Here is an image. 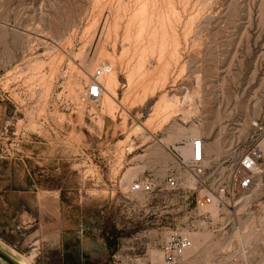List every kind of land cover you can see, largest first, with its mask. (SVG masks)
Returning a JSON list of instances; mask_svg holds the SVG:
<instances>
[{"label": "rangeland", "instance_id": "rangeland-1", "mask_svg": "<svg viewBox=\"0 0 264 264\" xmlns=\"http://www.w3.org/2000/svg\"><path fill=\"white\" fill-rule=\"evenodd\" d=\"M137 1L0 0V251L29 264H164L162 246L179 230L194 244L176 264H263L264 172L252 193L218 209L174 147L204 136L221 169L256 139L264 0H171L172 63L157 67V49L143 46L152 35L132 30L148 51L145 71L130 49L114 68L116 95L101 75L107 98L83 100L103 65L93 64L97 54L119 58L127 43L128 17L113 34L104 19L113 24L121 3L127 14L143 8ZM162 98L169 109L156 113ZM170 174L179 188H166ZM146 178L152 192L130 190ZM0 264L10 263L0 256Z\"/></svg>", "mask_w": 264, "mask_h": 264}, {"label": "built area", "instance_id": "built-area-1", "mask_svg": "<svg viewBox=\"0 0 264 264\" xmlns=\"http://www.w3.org/2000/svg\"><path fill=\"white\" fill-rule=\"evenodd\" d=\"M105 70L104 64L100 66L88 86L87 94L91 99L98 100L102 95L103 85L99 77ZM250 124L257 133L256 139L249 147L237 153L231 161L224 159L221 169H219L220 160L215 162L217 163L215 165L205 161L204 136L184 138L181 141L190 151L187 158L175 152L180 164L188 167L197 180L199 178L207 204L218 208L229 206L239 194H250L257 188L259 178L264 172V125L258 121ZM165 184L168 189H177L181 185L180 177L170 174ZM154 189V180L150 178L136 179L130 184L132 192H152ZM193 244L191 237L179 230L170 231L162 246L164 264H176L183 251L191 248Z\"/></svg>", "mask_w": 264, "mask_h": 264}, {"label": "bare ground", "instance_id": "bare-ground-1", "mask_svg": "<svg viewBox=\"0 0 264 264\" xmlns=\"http://www.w3.org/2000/svg\"><path fill=\"white\" fill-rule=\"evenodd\" d=\"M137 1V0H136ZM140 1V0H139ZM139 1H137V2H139ZM142 2H140V3H142L143 4V6H141L140 4H138V3H136V5L138 4V6L140 5L141 7H143V8H137V6H136V8L134 9V11H132L130 14H127L126 13V11H125V8H126V3L124 4H122L121 3V5H120V7H119V9L117 10L118 11V14L117 15H119L118 16V18H117V16H116V21L113 23V24H111L110 23V20H109V18H108V16H107V19H108V21H106L105 22V19H104V22L103 23H105L104 24V27L106 28V32L107 33H112L111 31H115V33H117L118 31V28L123 24V21H122V19L124 18V17H128V20H127V22H126V32H125V37H124V39H126L127 41V43H125V49H123V52L121 53V55L119 56V58H116V56H114L112 53H108V54H105V56L106 57H104L103 55H104V53H102V51H104V49H102V51H100L98 54H97V56H96V58L94 59V63L93 64H95L98 60H102V63L105 65V67H106V70L101 74V75H103V76H105L106 78H107V84L105 85L106 87H105V92L108 94V96L110 97V99H111V97H114V95H116V90H115V88L117 87V85H118V81H117V79H115V75H116V72H115V70H114V68H115V65H116V63L119 61V62H124V59H125V57L126 56H128L129 55V51H130V49H133L134 48V58L136 57L137 59V62H136V65H137V69L138 70H144L145 71V67H144V62H145V57L147 56V53H146V51L148 50H150V51H154V52H152L151 54H155V49H157V51H158V57H157V60H158V65H157V67L158 66H162L164 63H166V64H170V63H172V61L171 60H174L173 58L175 57V55H176V53H175V55H174V49H170L169 48V44H168V42H170V41H173V39L172 40H167V37H168V39H169V37H171V35L170 36H167V35H169V33H171V32H169L168 30L169 29H173L172 27L174 26L175 27V24L173 23V21L174 20H171L170 19V17H168L169 16V14H173V11L174 10H176L175 9V6L174 5H172V1L171 0H168V2L167 3H165V2H163V3H156V0H141ZM158 1V0H157ZM124 2V1H123ZM128 4V3H127ZM119 5V4H118ZM139 6V7H140ZM173 6H174V9H173ZM139 9V10H138ZM111 11H110V9H109V13H110ZM172 12V13H171ZM176 12V11H175ZM174 15H175V13H174ZM172 16V15H171ZM176 17V16H175ZM137 18V19H136ZM169 18V19H168ZM117 19H118V21H117ZM135 19V20H134ZM142 20L141 22L139 21V20ZM168 19V20H167ZM174 19H176V18H174ZM169 20L170 21H172V23H173V26L171 25V22H169ZM179 20V19H178ZM165 21H168V23H169V25L168 26H162V23L163 22H165ZM148 22H149V26L147 27L146 26V23L148 24ZM190 22V21H189ZM190 25V24H189ZM170 26V27H169ZM163 27H165V29L163 28ZM188 27V26H187ZM132 30H136L137 32H139L138 34H143V32H147V33H149V35L151 34L152 35V39H150V40H148V41H143V43L144 42H146L143 46H147L148 47V49L147 50H145V52L142 54L140 51H142L139 47H138V45H140V42H141V40H142V38L140 39L139 37V35H137L138 36V38L139 39H136V37H134L133 39H136V40H133L132 39V36L133 35H131L132 33L131 32H133ZM174 30V31H173ZM172 30V32H173V35H174V33H175V31H176V28H174ZM105 32V33H106ZM169 32V33H168ZM90 33V32H89ZM104 33V34H105ZM109 33V34H110ZM114 33V34H115ZM177 33V32H176ZM175 33V34H176ZM109 34H108V36H106V37H108L109 38ZM113 34V33H112ZM111 34V35H112ZM106 35V34H105ZM144 35V34H143ZM146 35V34H145ZM149 35H147V37H149ZM173 35H172V37H173ZM114 36V35H113ZM115 36H117V35H115ZM114 36V37H115ZM142 36V35H141ZM118 37V36H117ZM144 37V36H143ZM171 37V38H172ZM174 38H175V36H174ZM117 40V39H116ZM143 40H145V39H143ZM147 40V39H146ZM104 43V42H103ZM101 44V48H104V44ZM87 43L85 42L84 43V45H86ZM83 45V46H84ZM116 45V44H115ZM114 45V46H115ZM142 46V47H143ZM115 48H116V46H115ZM83 49V48H82ZM143 49H145V48H143ZM144 51V50H143ZM147 51V52H148ZM149 51V52H150ZM176 52V51H175ZM173 55H174V57H173ZM36 62V61H35ZM128 64H127V66L129 65V62H127ZM33 65V67L36 69V67L37 66H39V63H34V64H32ZM54 65V64H53ZM56 65V64H55ZM99 65V64H98ZM57 66V65H56ZM127 66H126V68H127ZM33 68V69H34ZM37 69H38V67H37ZM52 69V68H51ZM53 72H55V66H53ZM167 73V72H166ZM147 72H143V74H142V76H144V77H146L147 76ZM51 75H52V72H51ZM39 76V75H38ZM130 76V75H129ZM167 76H166V74H165V78H166ZM164 78V79H165ZM36 80H37V78H36ZM158 80V79H157ZM160 81V80H159ZM129 82H130V84H129V87H128V92H129V94L127 93V95H135L136 93H135V89H134V87H133V85H132V81H131V77H129ZM162 82V81H161ZM163 83V82H162ZM155 86V85H154ZM154 89H150L149 91H147L146 93H145V95H144V97H146L149 93L151 94V93H153L155 90H156V87H153ZM105 92L103 91L102 92V98L103 97H105V99L107 98L106 96H104L105 95ZM84 93V92H83ZM83 100H85V99H90L91 100V98L88 96V94H87V92H85L83 95ZM109 97H108V99H109ZM131 97V96H130ZM164 97V96H163ZM113 99V98H112ZM128 99H129V97H128ZM142 100V99H141ZM94 101V100H93ZM108 102H109V100H107ZM169 99H164V98H162V99H160V101L158 102V104H157V109H156V113H163V112H165L166 113V111L169 109L168 108V106H170V104H169ZM132 102H137V101H135V100H133ZM176 103H177V101H176ZM131 104V103H130ZM109 105L111 106V105H113V100L111 101L110 100V103H109ZM172 106H174V105H172ZM115 107V106H114ZM191 107V106H190ZM110 108H112V107H110ZM109 108V109H110ZM186 108V107H185ZM189 108V107H188ZM194 109H196V108H194ZM112 110H113V108H112ZM171 110V109H170ZM188 111V110H187ZM161 113V114H162ZM170 114V113H169ZM167 115H165V116H163V118H165ZM94 117V116H93ZM151 118V117H150ZM126 119V118H125ZM162 119V118H161ZM151 120V119H150ZM125 122L126 121H124V124H125ZM149 122H151V121H149ZM123 124V125H124ZM140 125H137V127H136V131L138 130V129H140ZM191 136H194V135H191ZM187 137V136H186ZM185 138V137H184ZM177 146H173L174 147V151L175 152H178L181 156H183L184 158H187L188 157V155H189V153H190V151H189V149H188V147H186L185 146V144H182V142H181V144H180V142L178 143V144H176ZM205 161L207 162V163H209V162H217L218 161V159L215 161V159L214 158H212L211 157V155L209 154V151H208V149H207V142L205 143ZM136 172V171H135ZM134 173V172H133ZM244 196V195H243ZM246 198V197H245ZM243 199V200H247V199ZM211 206H215V205H211ZM215 207H217V206H215ZM218 208V207H217ZM219 209V208H218ZM202 237L204 238L205 236L204 235H202ZM192 238H193V236H192ZM194 240V239H193ZM192 248H193V246L191 247V248H189V249H186V250H184L183 251V253H182V257H187V255L191 252V250H192ZM263 261V264H264V260H262Z\"/></svg>", "mask_w": 264, "mask_h": 264}, {"label": "water", "instance_id": "water-1", "mask_svg": "<svg viewBox=\"0 0 264 264\" xmlns=\"http://www.w3.org/2000/svg\"><path fill=\"white\" fill-rule=\"evenodd\" d=\"M0 256L2 258H4L7 262H9L10 264H20V263L14 261L11 257H9L7 254L3 253L2 251H0Z\"/></svg>", "mask_w": 264, "mask_h": 264}, {"label": "crops", "instance_id": "crops-1", "mask_svg": "<svg viewBox=\"0 0 264 264\" xmlns=\"http://www.w3.org/2000/svg\"><path fill=\"white\" fill-rule=\"evenodd\" d=\"M19 263H21V264H29V263L26 262L25 260H22V261H20Z\"/></svg>", "mask_w": 264, "mask_h": 264}]
</instances>
